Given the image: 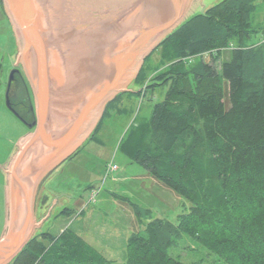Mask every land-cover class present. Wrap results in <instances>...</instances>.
<instances>
[{
    "label": "trees",
    "instance_id": "1",
    "mask_svg": "<svg viewBox=\"0 0 264 264\" xmlns=\"http://www.w3.org/2000/svg\"><path fill=\"white\" fill-rule=\"evenodd\" d=\"M257 1L222 0L182 22L153 52L163 69L144 93L166 87L165 98L149 118L135 117L118 149L191 207L178 225L154 218L131 234L123 264H184L166 253L182 234L222 264H264V58L249 44ZM222 50L230 56L217 69ZM142 74L143 67L133 82ZM133 209L139 221L151 213ZM10 264L114 263L65 229L34 235Z\"/></svg>",
    "mask_w": 264,
    "mask_h": 264
},
{
    "label": "rangeland",
    "instance_id": "2",
    "mask_svg": "<svg viewBox=\"0 0 264 264\" xmlns=\"http://www.w3.org/2000/svg\"><path fill=\"white\" fill-rule=\"evenodd\" d=\"M222 0H191L183 22L204 13ZM251 15L254 33L249 44L259 45L264 58V3L258 0ZM16 52L10 23L0 5V236L5 226L1 185L18 141L26 135L25 125L6 106V87L11 63ZM230 50H222L214 61L217 69L229 59ZM202 60L212 63L211 56ZM198 58L191 59L194 64ZM159 53H153L143 64V74L131 82L129 92L120 96L103 113L94 135L71 158L65 160L39 185L34 205L35 221L41 223L34 232L59 234L70 229L114 264L127 258V240L143 229L150 219L160 218L178 225V218L188 213L191 204L156 181L140 165L129 160L119 149L128 127L135 117L149 118L153 106L164 100L166 87L153 92L144 89L159 73ZM224 102L229 108L228 85L223 82ZM143 92L142 96L137 93ZM129 93V94H128ZM131 93V94H130ZM105 112V111H104ZM117 169L103 180V170L110 163ZM133 205L150 210L148 218L137 219ZM168 256L184 264H222L223 260L209 252L192 234H182L166 250Z\"/></svg>",
    "mask_w": 264,
    "mask_h": 264
},
{
    "label": "water",
    "instance_id": "3",
    "mask_svg": "<svg viewBox=\"0 0 264 264\" xmlns=\"http://www.w3.org/2000/svg\"><path fill=\"white\" fill-rule=\"evenodd\" d=\"M0 1L15 38L14 66L21 69L28 84L32 96L30 110L33 114V122L27 125L11 106L7 95L13 79L11 72L6 92V106L18 120L32 130L18 141L16 151L3 171L5 226L0 236V264H10L30 242L41 224L35 221L33 211L39 185L52 171L81 149L97 127L110 102L118 95L129 92L128 86L138 76L145 60L183 22L191 0H188L181 10L176 11L173 7L175 12L173 14L152 10L158 13L155 21L140 22L138 26L127 30L121 36L120 43L113 45L110 54H113L111 59H117V64L121 61L124 64L119 73L104 74L100 89L89 97L90 102L83 116H78L76 112L80 102L73 100L75 98L73 90L80 85L77 83L78 79L75 82L66 77L62 72L61 64L65 59L67 61L71 59L70 62H80L78 59L84 53L81 52V48H77L73 49L76 54H72L70 46H67L74 39V34L68 29L69 23L65 19L67 16L53 10L52 2L59 0ZM89 45L84 46V49L87 47L86 51H97L95 45L92 44L91 47ZM37 51L43 54L40 55L45 61H42L45 70L52 69L53 77H47L52 80L45 79V74L41 73L39 67L38 71L34 60ZM115 55L119 57V61L114 57ZM88 57L86 55L84 58L88 59ZM74 66L79 67V64ZM15 72L20 74L18 69ZM61 87L63 90L66 88L64 90L66 96L63 99L58 97V89ZM67 99L71 101L69 106H66ZM35 152L41 159L42 163L39 164L41 168L36 174L30 172L28 177L24 178L22 176L24 162ZM30 179L31 187L28 184Z\"/></svg>",
    "mask_w": 264,
    "mask_h": 264
},
{
    "label": "bare ground",
    "instance_id": "4",
    "mask_svg": "<svg viewBox=\"0 0 264 264\" xmlns=\"http://www.w3.org/2000/svg\"><path fill=\"white\" fill-rule=\"evenodd\" d=\"M187 2L188 0H59L52 2L54 11L67 16L65 19L69 23L68 29L74 34V39L67 45L70 46L72 54H76L73 49L77 48H81V52L84 53L78 59L80 62H70L71 59L69 61L65 59L64 63L61 64L63 74L75 82L78 79L77 83L81 85V88H79L80 85H77L73 90L75 96L73 100L80 102V106L76 110L78 116H83L86 112L87 104L90 102L89 97L92 96L93 92L100 89L104 74L107 72L116 74L122 68L123 61L117 64V59H111L113 54H110L113 45L120 43L121 36L127 30L138 26L140 22L146 23L147 21L148 23L149 21L151 23L155 21L158 13L152 12V10L157 9L173 14V7L176 11L181 10ZM86 44H90L89 47L95 45L97 51H86L87 47L84 49ZM37 53L36 58H34L37 68L39 67L41 73L45 74V79L48 76L53 77L52 69L49 71L46 68V71L43 66V62H45L41 58L43 54L40 51ZM86 55L89 56L88 59L84 58ZM114 57L118 58L119 61L117 55ZM76 64H79V67L74 66ZM47 79L52 80V78ZM58 90V97L63 99L66 92L62 87ZM70 102L67 99L66 106H69ZM50 139L51 137L48 138V140ZM24 163L25 166L22 169L24 175L22 176L27 178L30 172H35V174L39 172L41 168L39 164L41 165L42 162L39 154L35 152ZM31 179L28 181L29 187L32 186Z\"/></svg>",
    "mask_w": 264,
    "mask_h": 264
},
{
    "label": "flooded vegetation",
    "instance_id": "5",
    "mask_svg": "<svg viewBox=\"0 0 264 264\" xmlns=\"http://www.w3.org/2000/svg\"><path fill=\"white\" fill-rule=\"evenodd\" d=\"M14 64L15 62L12 61L9 72L10 73L13 72V77H12L13 79L10 83L9 89H8V82H6L5 84L6 92L8 89L7 95L9 97L11 106H13L15 111L26 122V124L29 125L33 122V114L31 113V110H30V101L32 102V96H31V92L29 90L28 84L23 76L21 69L19 67L15 68ZM16 69L20 71L21 75L15 72ZM10 73H9V76H10ZM31 130L32 129H28L26 127V131H27L26 135L29 132H31ZM4 178H5V175H4ZM1 198L3 199L2 208L5 210V183L4 181L2 182V185H1Z\"/></svg>",
    "mask_w": 264,
    "mask_h": 264
},
{
    "label": "built area",
    "instance_id": "6",
    "mask_svg": "<svg viewBox=\"0 0 264 264\" xmlns=\"http://www.w3.org/2000/svg\"><path fill=\"white\" fill-rule=\"evenodd\" d=\"M116 169V165L110 162L103 170V180H106Z\"/></svg>",
    "mask_w": 264,
    "mask_h": 264
},
{
    "label": "crops",
    "instance_id": "7",
    "mask_svg": "<svg viewBox=\"0 0 264 264\" xmlns=\"http://www.w3.org/2000/svg\"><path fill=\"white\" fill-rule=\"evenodd\" d=\"M15 56H16V52H15L14 58H13V60H12V61H14V62H15ZM156 181H157V180H156Z\"/></svg>",
    "mask_w": 264,
    "mask_h": 264
}]
</instances>
